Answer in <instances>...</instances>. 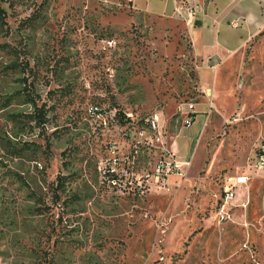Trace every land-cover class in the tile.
Masks as SVG:
<instances>
[{
	"label": "rangeland",
	"instance_id": "374dc122",
	"mask_svg": "<svg viewBox=\"0 0 264 264\" xmlns=\"http://www.w3.org/2000/svg\"><path fill=\"white\" fill-rule=\"evenodd\" d=\"M41 1L0 0V264H264V169L252 164L264 139V31L209 69L177 18L142 20L131 0ZM32 102L46 107L42 128ZM93 102L159 112L171 150L178 129L182 147L195 128L167 189L106 185L100 166L129 144L90 117ZM189 102L200 118L186 127ZM157 150L140 149L139 173ZM241 173L218 219L222 186Z\"/></svg>",
	"mask_w": 264,
	"mask_h": 264
},
{
	"label": "built area",
	"instance_id": "2783aa9c",
	"mask_svg": "<svg viewBox=\"0 0 264 264\" xmlns=\"http://www.w3.org/2000/svg\"><path fill=\"white\" fill-rule=\"evenodd\" d=\"M173 15L187 26L190 24L194 8L187 0H176L173 4ZM230 24L237 25L236 20L232 19ZM192 103L187 104L185 116L182 118V125L188 127L192 121L195 109L191 108ZM123 113L124 123L119 125L116 118V108L112 107L108 110L101 111L100 107L95 103H89L86 112L93 120L98 121L99 124L105 126L109 124L123 129L127 137L129 149L121 157L114 155L106 159V163L100 166V176L105 180L106 185L113 187L118 193L124 191L136 192L139 195L149 188L167 189L169 182L167 181L168 173H180L181 166L186 162L184 159L178 158L174 151L165 146L159 139L163 122L161 121L160 113L155 111L144 115H137L130 110H121ZM181 112H183L181 110ZM159 139L161 144L154 143L153 140ZM143 146H150V148L158 147L154 156L153 164L149 172L139 173L137 171L138 159L140 156V149ZM120 159L122 161L121 168H117V163ZM252 164L255 167L264 168V139L262 146L253 153ZM246 174L236 175L231 183H225L222 186L223 198L221 199L219 209L216 211L218 219L225 216V211L222 208L228 197L234 193L233 185L246 181Z\"/></svg>",
	"mask_w": 264,
	"mask_h": 264
},
{
	"label": "crops",
	"instance_id": "0c3cea01",
	"mask_svg": "<svg viewBox=\"0 0 264 264\" xmlns=\"http://www.w3.org/2000/svg\"><path fill=\"white\" fill-rule=\"evenodd\" d=\"M174 1L176 0H131L130 8L133 10V16L141 14L142 20L155 18L158 22L170 23L176 18L172 9ZM187 1L194 8L190 24L184 25L186 36L191 42V55L193 57V53H196V44H199L203 51L205 68L212 67L209 62L211 57L221 58L226 53L238 49L247 39L264 28V0ZM232 19L236 20L237 25L230 24ZM198 117L200 118V114L196 109L191 122ZM178 130L171 141L172 149L178 158L185 159L181 157L185 156L186 148L190 146L195 128L189 130L190 135L184 136L182 147L177 144L175 138Z\"/></svg>",
	"mask_w": 264,
	"mask_h": 264
},
{
	"label": "trees",
	"instance_id": "16d2710c",
	"mask_svg": "<svg viewBox=\"0 0 264 264\" xmlns=\"http://www.w3.org/2000/svg\"><path fill=\"white\" fill-rule=\"evenodd\" d=\"M43 2H44V0H42L39 3L38 6H42L43 5ZM37 16H38V10H36L35 12H32L28 16L22 18L19 21V25L21 27H23V28L24 27L32 26L34 24ZM3 24H5V13H4L3 8L0 7V26L2 27ZM261 31H264V28ZM0 46H1V44H0ZM210 64H212V63L210 62ZM93 103H95L96 105H98L96 102H93ZM112 107H114V106H112ZM115 108H116V118H117V120L119 122V125H122L124 123L123 113H122L121 109H119L118 107H115ZM101 111H104V110L101 109ZM31 113L32 114L29 115V119L33 121V125L36 126L37 128H42L43 127V124L47 120V117H46V114H47L46 113V107L44 106V103H40L38 106H36V104H34V102H32V111H31ZM48 143H49V140L46 137L44 139V144L45 145H48ZM54 179H55V186L57 187V186H61L64 183V181H65L66 178H65V175L64 174H61V173L57 172L55 174V176H54Z\"/></svg>",
	"mask_w": 264,
	"mask_h": 264
},
{
	"label": "bare ground",
	"instance_id": "6f19581e",
	"mask_svg": "<svg viewBox=\"0 0 264 264\" xmlns=\"http://www.w3.org/2000/svg\"><path fill=\"white\" fill-rule=\"evenodd\" d=\"M211 91V90H210ZM262 146V144L258 147V149Z\"/></svg>",
	"mask_w": 264,
	"mask_h": 264
}]
</instances>
